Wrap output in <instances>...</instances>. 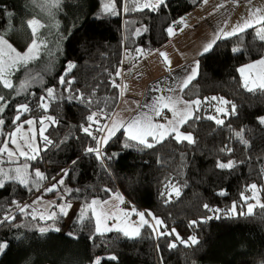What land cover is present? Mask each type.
Instances as JSON below:
<instances>
[{
    "label": "trees",
    "instance_id": "trees-1",
    "mask_svg": "<svg viewBox=\"0 0 264 264\" xmlns=\"http://www.w3.org/2000/svg\"><path fill=\"white\" fill-rule=\"evenodd\" d=\"M105 4H110L115 14L106 13ZM202 4L201 0H167V6L152 11L132 10L127 0H59L58 4L54 0H0V35L15 45L21 38L27 44L34 40L40 44L38 56L12 74V89L0 83V95L11 101L4 114L6 124L0 126V145L15 130L11 123L14 105L28 103L32 109L21 120L51 116L58 121L44 134L52 144L39 153L41 158L11 162L0 155V169L5 171L28 164L31 189L12 181L0 189V217L8 215L9 209L15 216V220L0 224V243L8 245L0 254V264H94L96 259L101 264L264 261V208H255L251 215L245 213L251 203L245 199L252 191L251 184H256L264 197V125L258 122L264 117V91L249 92L240 76L241 67L264 59V40L256 35L264 25L219 39L198 59V75L182 92L188 102L201 101L199 112L181 128L193 135L195 143H177L169 136L151 149L125 147L136 142L120 131L101 148L107 156L115 154L114 159L101 162L85 152L86 147L95 145L81 130L88 126L87 116L96 113L98 124L106 125L119 106L123 61L130 62L140 53L138 49L147 53L167 44L171 38L167 28ZM30 20L39 22L35 35ZM69 62L76 67L66 74ZM61 78L71 81V92L60 83ZM49 88L54 90L53 98L47 97ZM214 96L236 105V115H231L230 105L226 106L229 115L223 116V125L207 119L214 116L210 109ZM40 97L48 101L47 111L37 107ZM92 128L94 135L102 136L96 123ZM236 132L242 133L247 144ZM225 146L232 151H221ZM40 147H44L42 139ZM229 161L234 162L233 168L217 167L218 162ZM37 169L45 179L33 185ZM61 170L68 172L63 177L65 200L79 207L69 224L63 214L46 221L21 214L12 202L23 206L61 177ZM170 185L179 189L178 196ZM114 193H120L125 203L159 217L185 240L196 237L198 243H178L169 249L167 243L174 237L156 240L147 226L132 239L116 231L96 233L91 214L80 222V210ZM205 204L219 212L209 211ZM233 205L235 214L231 212ZM40 227L50 230L41 234Z\"/></svg>",
    "mask_w": 264,
    "mask_h": 264
},
{
    "label": "snow or ice",
    "instance_id": "snow-or-ice-1",
    "mask_svg": "<svg viewBox=\"0 0 264 264\" xmlns=\"http://www.w3.org/2000/svg\"><path fill=\"white\" fill-rule=\"evenodd\" d=\"M203 3H207V0H201ZM237 3H239V0H236ZM55 4L59 3V0H54ZM249 3H251V0H249ZM161 6H167V0H149V2L145 3L143 7L149 8L152 11H158ZM104 11L106 13L115 14V9L110 4L104 5ZM261 9H254L253 10V16L255 19V22L264 25V15L261 14ZM8 15H11V13H8ZM179 23H184L183 20L179 21ZM28 24L32 28V33L35 35V33L38 30V27H40L39 22L37 20H30L28 21ZM254 27V24L250 20H246L243 24H238L235 27H233L230 31H223L221 30V35H217L214 37L213 41L211 43H208L204 49V53H208L213 45L215 44L216 40L227 37H231L236 35L237 33L244 32L247 28ZM144 31H147V29H144ZM167 32L169 35L174 34V29L172 26H169L167 28ZM139 34V31H138ZM256 35L261 39L264 40V27L260 28ZM0 83H2V86L7 89H12L13 85L8 79V76L10 75V68L12 65H14L16 62H23L27 63L28 59L32 58L30 55L26 56H19V54H16L14 58L11 59H5V49L14 51L11 49L10 45H7V42L3 39V36H0ZM36 41L34 40L32 42L31 47L29 48V53L34 52L37 49ZM137 51L142 52L141 49H138ZM233 51H240L239 48H234ZM162 56H164L165 60H167V56L165 53H161ZM259 70L256 73V75L253 77L251 81V85L249 82L244 83V88H246L249 92H254L257 89L264 91V60L258 61ZM76 67L75 63L69 62L67 64L66 68V74L70 73L74 68ZM249 69L256 68L257 65H248ZM199 69V64L197 63L195 65V68L190 71V73L183 78L182 80V88H187L188 85L191 83L192 80H194L197 77ZM241 73H243L245 70L242 68ZM117 75H119V72H117ZM60 83L65 85V88L67 91L71 92L70 84L71 81H65V79L61 78ZM117 86L118 85H115ZM25 85H21V88L23 89ZM53 92L54 90L49 88L47 90V97L53 98ZM71 99H75L77 97H69ZM83 100V97H79ZM212 101H217V97H212ZM10 98H5V96L0 95V126H4L6 124L5 120V113L8 107L10 106ZM179 104H183V108L178 107ZM201 101L199 99L192 101V102H185L181 101L179 99L173 98L171 96L168 97H157V99L152 103V105L148 106L150 108V111L153 116H160L162 114V109L167 108L172 113V119L167 120L166 124L161 123H154L152 116L148 115L147 113H141L137 117L133 118L131 121L127 122L126 124H123L119 121L113 122V125L111 128H108L107 125H99L96 113H92L91 115L87 116L86 121L88 122V126H82L81 130L84 132L85 135L92 138V140L95 142L94 146H88L85 148V152L87 154L93 155L97 160L103 161L105 159H114L115 154L113 156H107L104 154L101 150V145H107L108 141L115 136V134L121 129L124 128L125 132L127 134V139L129 141L136 142L133 145L125 144V147H135L138 145H143L146 148H153L155 144L161 143L164 141L167 137L172 136L173 139L177 143H183L188 142L189 144L195 143L194 137L191 133L185 134L184 132L180 131V128L188 124L190 120H193L194 114L199 112L200 110ZM219 105L215 107V112L218 115L212 116L209 115L207 119L214 121L216 125H223L224 120L220 118V115L228 116L229 110L226 106L230 105L231 109V115L237 114L236 105L230 103L229 101L219 98ZM37 107L40 109H43L44 111H47L48 109V101L44 97L39 98V102L37 104ZM14 112L15 115L12 117L11 123L15 126V130L13 133L9 134V142L14 144L16 146V150L13 151L8 148L7 143H4L0 145V155H5L7 158L11 161L15 156L24 157L26 161L29 160H37L41 158L39 156V153L42 151H46L47 146L52 144V141L48 138V136L44 135V132L46 128L48 127V124H57L58 121L51 117V116H43L39 120L32 118V119H25L21 120V117L24 116V114L29 113L32 111V109L29 107L28 103H23L19 105H14ZM195 119H200L199 116H195ZM46 121L48 123H46ZM258 122L261 125H264V117H259ZM40 125V136L43 140L44 147H39L34 143L35 135L34 133H28V139H25L21 143H18L16 139H13V136L15 133L20 132L21 128L26 124L29 127L35 125ZM97 124V131L104 132L105 129H107V132L103 136H96L93 133L92 124ZM235 135L240 138L243 143L247 144V141L243 140L242 133L236 132ZM149 137H151V142H149ZM227 151L230 153L232 149L228 146H225V148L221 149V151ZM75 163V161L73 162ZM235 166L233 161H229L227 163L224 162H218L217 167L219 169H231ZM62 176L59 180H57L54 184H52L50 187H47L45 189L46 192H55L59 190L60 185L64 184V176H67L68 172L67 170H61ZM12 173L11 175L9 173ZM35 177L38 178L37 180L31 181L33 185H37L40 180L45 179L43 173H41L38 169L35 170L34 173ZM55 179V178H53ZM7 181L12 182H18L19 184L23 185L25 188H29L30 178L28 175V164L25 163L23 168H15L8 171H5L3 169H0V189H3L5 187V184ZM173 189H175L174 185H170ZM257 189L256 184L250 185V190L255 191ZM29 190H31L29 188ZM176 195L178 196L179 189H175ZM224 194V193H221ZM254 198V197H253ZM40 197L37 198L39 200ZM119 199V197H117ZM247 199V198H245ZM15 207L19 210L21 214L25 215H32L33 219H36V216L34 213H29L28 208L29 205L21 206L18 202L13 201L12 202ZM106 203V202H104ZM92 205L100 206L101 202L97 200H93L91 202V205L89 206L90 210L93 212V215L95 217V232L98 234H103L101 231L103 227L104 232H110V231H116L119 233H122L124 237L127 238H137L141 235V228L144 226H147L151 229L152 233L154 234L153 238L156 240H160L164 237L171 236L174 237V239L169 240L167 243V247L169 249H175L179 244L184 246H190L195 245L198 243L196 237H190L189 239L185 240L184 238L179 236V233L176 232V230L173 228L171 230L168 229L167 225L164 224V222L159 218L154 216L151 213H148V219L145 218V213L143 212H136L135 209H133V212L139 217L138 222L129 224L126 223L129 213H124V219H120L118 217H113V219L117 220V224L113 227H107L104 224V221L108 218L107 213L101 208L100 211H96L94 207H91ZM59 209V212L63 215H67V209L71 207L70 204H61L56 206ZM260 207L264 208V204H261ZM204 208L208 209L209 211H215L219 212V209H210L207 204L204 205ZM236 206L233 205L231 212L235 214ZM9 214L4 215L0 217V224L8 223L13 220H15V216L11 214V209L8 210ZM248 215L252 214V206H248ZM86 217V211L81 210L80 213V222L83 223L84 219ZM56 218V212H52L49 216L45 217L43 214H41L40 219H52L55 220ZM218 218V217H217ZM193 224L196 222L193 221ZM123 225V226H121ZM163 229V231H161ZM50 229L46 227H40L38 229L39 233L44 234L48 232ZM55 231H59L58 228L54 229ZM67 235L73 236L72 233H68ZM8 245L7 243H0V254H3L4 250L7 249ZM157 254L160 255L159 245H157ZM110 259L116 260L117 257L111 256ZM162 262V257H161ZM94 264H101V261L99 259H96ZM261 264H264V261L261 262Z\"/></svg>",
    "mask_w": 264,
    "mask_h": 264
},
{
    "label": "crops",
    "instance_id": "crops-1",
    "mask_svg": "<svg viewBox=\"0 0 264 264\" xmlns=\"http://www.w3.org/2000/svg\"><path fill=\"white\" fill-rule=\"evenodd\" d=\"M257 1H260V5L256 3ZM133 4L135 5L137 2L135 1ZM134 5L133 8L130 7L132 10H141L139 7L135 8ZM254 9H261V14L264 15V1L251 0V3H249V0H239V3H237L236 0H207V3H203L197 9L189 13L186 17H183L179 20H183L184 23H179L178 21L173 25L174 34L170 35L171 38L167 44L163 45L154 52L153 55L158 57L159 63L157 62L156 64L154 62L155 66L153 65L149 72L151 71L152 73V71L156 69L159 64H161V66L166 65L167 67H171L173 71H176V75L178 77L182 74L188 75L190 71L195 68L200 56L205 54L203 52L204 47L208 43H211L214 37L221 35V30L230 31L233 27L238 24H243L246 20L252 21L254 27L259 26L260 24L255 22L253 16ZM250 28L253 27H249L246 30ZM221 39H223V37ZM218 40H216V42ZM161 53L166 54L167 60H165ZM248 65H257V67L249 69L247 67ZM248 65L240 68V70L242 68L245 70L243 73L240 71V76L243 85L247 80L250 86H252L251 81L258 72L259 65L258 61ZM128 70H130V68H128ZM177 82H179V79ZM180 87L182 88V85L179 86L177 92L174 94V97L181 101L188 102L183 98L182 95V92L185 88L181 90ZM162 90H164V95L166 96V89L163 87ZM131 91L132 92L127 93V95L124 92L123 98L120 100L116 112L106 124L108 128H111L113 122L116 121L126 124L141 113H147L148 115L152 116L154 123L166 124L167 120H171L173 118L172 113L167 108L162 109V114L160 116L152 115L148 106L152 105L157 97H160L162 93L159 90H155L152 93L150 92L151 94L146 92L144 99L142 100L143 102L140 101L141 92L136 93L133 90ZM183 106V104L178 105L180 108H183ZM181 128L180 131L183 132ZM120 131L125 132V129L121 128L117 133ZM106 132L107 129L104 130L102 136L105 135ZM148 139L151 140V137ZM104 146L105 145H101V148Z\"/></svg>",
    "mask_w": 264,
    "mask_h": 264
},
{
    "label": "rangeland",
    "instance_id": "rangeland-1",
    "mask_svg": "<svg viewBox=\"0 0 264 264\" xmlns=\"http://www.w3.org/2000/svg\"><path fill=\"white\" fill-rule=\"evenodd\" d=\"M127 1L129 4V7H131V8H133V5H134L133 3H135V1H136L137 4H135L134 6H135V8L139 7V9H147V8L143 7V5L147 2H149V0H127ZM259 2L260 1H257L256 3L258 5H260ZM3 39L7 42V45H10L11 49L14 50V51H10V50L5 49V59L14 58L16 56V54H19V56L30 55L32 57V58L28 59L27 63L16 62L14 65L11 66L10 75L8 76V79H10V81L12 83L11 76L14 73V71H16L19 67L30 63L32 60H34L38 56L39 50H40V44L35 40L38 47L34 52L29 53V48L31 47L33 41H31L27 44V43H25V40L23 38H21V42L19 43V45H15L11 41L7 40L6 38L3 37ZM0 47H3V46H0ZM155 51L147 52V53H145V52L136 53L131 57V61H130L131 63L128 60V62H127L128 67L126 69H124L123 71L121 70V73H120V84H121V98H120V100L123 98L124 92L127 95V93L132 92L131 90L135 91L136 93L141 92L140 101H142L144 99V95L146 92L152 93L155 90H159L162 93L160 95V97L163 96L166 98L168 96H171V97L175 98L174 94L177 92L179 86L182 85L183 78H185L187 75L182 74L181 76L178 77L176 75V71H173V69L171 67H167L166 65L161 66V64H159L158 67H156V69H154L152 71V73H151V71L149 72V70H151L152 66L153 65L155 66L154 62L156 64H157V62L159 63L158 57L153 55ZM128 68H130V70H128ZM178 79H179V82H177ZM163 87H164V89H166V91H167L166 93L168 96L164 95V90H162ZM212 102H213V105L211 106L210 109L214 112L213 115L215 116V115H218L215 112V107L220 106L219 105V99L217 101H212ZM220 118L222 119L223 115H220ZM46 123H48V122L46 121ZM49 126H50V124H48V127ZM48 127L46 128V130L48 129ZM46 130H45V132H46ZM30 132L34 133V135H35L34 143L40 147L41 136H40V125L38 123L31 126V127H29L28 125L25 124L21 128L20 132L15 133V135L13 136V139H16L18 143L22 144L23 140L28 139L27 134ZM45 132H44V134H45ZM6 143H7V146L9 149H11L13 151L16 150V146L14 144L10 143L9 139L6 141ZM22 146H23V144H22ZM4 158L7 161H10L7 158L6 154L4 155ZM22 158H24V157H20L17 155L11 160V162L18 161ZM60 178L61 177L54 180L47 187H50L52 184H54ZM47 187H45L37 196L33 197L31 200L27 201L24 204V205H29L28 212L34 213L36 218H38V219H40L41 214H43L45 217H47L52 212H56V217H57L61 213L59 212V209L56 206L61 205V204H69L65 200V195L67 193V189H66V187L64 188V185L58 186L59 192L53 196H49V194L51 192L45 191V189ZM263 190H264V188H263ZM262 193H263L262 190L259 187H257V189L255 191H251V193L248 196H246L247 200L251 201V203L249 202V205L252 206V212L255 210V208L260 207L261 204H264V197H263ZM38 197H40L39 200H37ZM117 197H119V199H117ZM59 198L61 199V201H58ZM100 202H101L100 206L92 205L91 207H94L96 209V211H100L101 208H103V210L107 213V216H108V218L104 221V224L107 227H113L114 225L117 224V220L113 219L114 216L118 217L120 219H124V213L130 214L127 218L126 223L132 224V223L138 222L139 217L133 212V209H135L136 212L145 213V218L148 219V213L147 212L140 210L131 204L125 203V199L120 193H114L108 199L100 201ZM104 202H106V203H104ZM70 205H71V207L67 209V215H65L67 224H69V222L74 218L75 214L79 210L78 205H75V204H70ZM83 210L86 211V216L88 214H91L95 220L93 212L90 210L89 207H87ZM80 212H81V210H80ZM247 212H248V208L245 210V213H247ZM40 220H42V219H40ZM46 220H50V219H45L43 221H46ZM121 226H123V225H121ZM101 231L103 233H108V232L103 231V227H102ZM110 232H112V231H110Z\"/></svg>",
    "mask_w": 264,
    "mask_h": 264
},
{
    "label": "built area",
    "instance_id": "built-area-1",
    "mask_svg": "<svg viewBox=\"0 0 264 264\" xmlns=\"http://www.w3.org/2000/svg\"><path fill=\"white\" fill-rule=\"evenodd\" d=\"M127 67H128V66H127V62H126V61H123L121 70L123 71V70L126 69ZM99 121L101 122L102 119H99Z\"/></svg>",
    "mask_w": 264,
    "mask_h": 264
}]
</instances>
